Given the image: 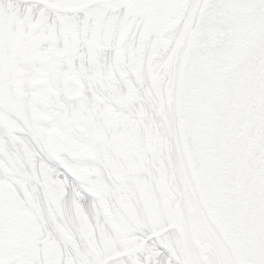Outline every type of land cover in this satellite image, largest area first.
I'll return each instance as SVG.
<instances>
[{
  "label": "snow or ice",
  "instance_id": "snow-or-ice-1",
  "mask_svg": "<svg viewBox=\"0 0 264 264\" xmlns=\"http://www.w3.org/2000/svg\"><path fill=\"white\" fill-rule=\"evenodd\" d=\"M0 264H264V0H0Z\"/></svg>",
  "mask_w": 264,
  "mask_h": 264
}]
</instances>
